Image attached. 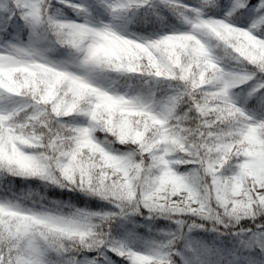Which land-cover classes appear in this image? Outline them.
<instances>
[{"label": "snow or ice", "instance_id": "snow-or-ice-1", "mask_svg": "<svg viewBox=\"0 0 264 264\" xmlns=\"http://www.w3.org/2000/svg\"><path fill=\"white\" fill-rule=\"evenodd\" d=\"M0 264H264V0H0Z\"/></svg>", "mask_w": 264, "mask_h": 264}, {"label": "trees", "instance_id": "trees-1", "mask_svg": "<svg viewBox=\"0 0 264 264\" xmlns=\"http://www.w3.org/2000/svg\"><path fill=\"white\" fill-rule=\"evenodd\" d=\"M17 186H18V187L20 186V182H19V181L17 182ZM36 190H38V189H36Z\"/></svg>", "mask_w": 264, "mask_h": 264}]
</instances>
